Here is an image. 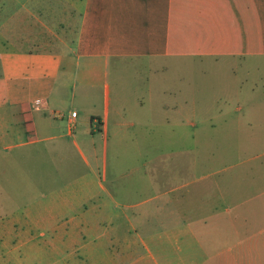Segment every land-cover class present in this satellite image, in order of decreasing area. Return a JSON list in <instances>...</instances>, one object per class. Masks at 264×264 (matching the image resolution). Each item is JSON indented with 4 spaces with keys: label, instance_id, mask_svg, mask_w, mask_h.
<instances>
[{
    "label": "crops",
    "instance_id": "obj_1",
    "mask_svg": "<svg viewBox=\"0 0 264 264\" xmlns=\"http://www.w3.org/2000/svg\"><path fill=\"white\" fill-rule=\"evenodd\" d=\"M43 1L0 0V24L14 10L47 9ZM61 9L69 14L70 38L55 35L59 45L23 50L24 38L1 28L0 65L6 76L0 84V149L25 145L24 166L37 154L75 151L82 170L49 192L32 199L24 195L19 204L14 203L18 197L0 198V206L9 202L0 218V264H264V188L255 191L246 184L258 166L239 170L238 179L227 174L201 184L206 191L198 193L192 225L173 204L189 195L172 193L174 182L168 179L140 181L156 192L137 202L153 197L154 204L130 214L115 210L141 203H120L104 187L105 194L96 193L93 168L80 147L91 157L94 129L104 133L109 119L117 125L125 114L126 103L118 98L109 109L107 85L99 92L95 84L109 58L161 55L184 62L203 57L215 64L264 56V0H70ZM26 34L25 42L31 40ZM151 100L148 86L145 98L135 96L134 109L144 112ZM188 100L182 97L180 120ZM15 138L20 139L4 143ZM70 161L63 163L65 169L78 166ZM0 163L2 174L13 165ZM43 165L40 174L48 180L49 163ZM234 181L244 187L237 189ZM120 213L125 224H114Z\"/></svg>",
    "mask_w": 264,
    "mask_h": 264
},
{
    "label": "rangeland",
    "instance_id": "obj_2",
    "mask_svg": "<svg viewBox=\"0 0 264 264\" xmlns=\"http://www.w3.org/2000/svg\"><path fill=\"white\" fill-rule=\"evenodd\" d=\"M69 1L44 0L47 9L35 7L31 13L18 9L5 19L3 16L9 11L4 10L5 25L0 24V32L5 28L8 33L24 38L22 43L18 41L23 50L25 46L59 45L55 35L68 41L70 25L65 18L69 19V14L67 9L61 8ZM37 21L42 27H38ZM25 32H29L26 36L31 38L26 42ZM246 60L236 62L233 58H223L214 64L203 57L185 58L184 62L181 57L161 55L109 58L107 65L96 74L95 84H99V92L104 84L107 85L109 109L116 99L123 100L125 114L117 125L109 119L104 133L94 129L91 157L77 140L93 168L95 192L105 194L104 187L117 196L120 203L123 200L128 206L141 203L138 207L115 208L130 214L154 204L153 197L137 202L156 192L153 186L140 183L141 180L159 178L165 183L168 179L174 182L172 193L184 190L189 195L188 201H174L173 204L184 220L194 225L198 215V193L206 191L201 186L205 181L227 174L238 179L239 170L258 166L252 175L254 180L249 177L246 184H253L255 191L264 188V56ZM2 68L0 65V84L5 82L6 76ZM184 71L188 75L183 76ZM10 77L7 76V82ZM75 81L82 84L78 78ZM187 84H190L188 88ZM148 86L152 100L141 112L139 107L134 109V98L137 95L145 98ZM185 96L189 99L188 112H184L180 120L181 100ZM161 102H173L174 106L166 108ZM18 139L4 143H14ZM70 152L72 155L66 156L54 151L37 154L24 166L25 145L11 144L6 150L0 149V161L13 162L5 174L0 172V198L18 197L14 203L19 204V198L24 195L32 199L49 192L52 187H60L82 170L75 151ZM70 159L78 162V166L65 169L63 163ZM44 162L49 163L46 171L52 174L48 180L40 174L45 172L46 165L41 166L43 171L40 172V164ZM230 163L235 165L229 168ZM207 172L208 175H204ZM181 183L184 186L177 188ZM233 186L244 187L237 181ZM262 202L264 205V193ZM3 205L0 218L9 202ZM113 223L125 224L121 213Z\"/></svg>",
    "mask_w": 264,
    "mask_h": 264
},
{
    "label": "built area",
    "instance_id": "obj_3",
    "mask_svg": "<svg viewBox=\"0 0 264 264\" xmlns=\"http://www.w3.org/2000/svg\"><path fill=\"white\" fill-rule=\"evenodd\" d=\"M37 101V100H36ZM76 114L75 110L70 111V116H74Z\"/></svg>",
    "mask_w": 264,
    "mask_h": 264
}]
</instances>
